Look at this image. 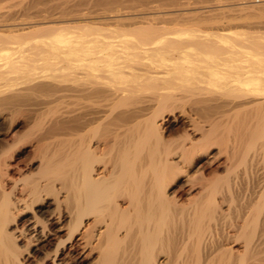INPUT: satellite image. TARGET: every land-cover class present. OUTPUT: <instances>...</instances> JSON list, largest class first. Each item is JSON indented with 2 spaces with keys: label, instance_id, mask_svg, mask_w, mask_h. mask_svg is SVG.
Listing matches in <instances>:
<instances>
[{
  "label": "bare ground",
  "instance_id": "bare-ground-1",
  "mask_svg": "<svg viewBox=\"0 0 264 264\" xmlns=\"http://www.w3.org/2000/svg\"><path fill=\"white\" fill-rule=\"evenodd\" d=\"M123 1L0 0V264H264V0Z\"/></svg>",
  "mask_w": 264,
  "mask_h": 264
},
{
  "label": "rangeland",
  "instance_id": "rangeland-1",
  "mask_svg": "<svg viewBox=\"0 0 264 264\" xmlns=\"http://www.w3.org/2000/svg\"><path fill=\"white\" fill-rule=\"evenodd\" d=\"M45 1H46L45 4L48 5V6H50V7H51V5H52L51 2H53V5H54V1H55L57 4H58V2H60V0H45ZM47 1H48V2L51 1V2H49V4H48ZM76 1H77V0H76ZM76 1H75V0H68V1H67V0H61L60 3H63V2H64V3H65V6L68 5V3H69V5H68L69 7H70V5L72 4V5H71V6H72L71 8H74V10H75L76 8H77L76 10H78V7H79V8L81 7V9H79L80 11H78V12L76 11L77 14H81V13H83V11H84V12H87V11L92 12V9H93L94 14L96 13V15L98 14L97 12L103 13L102 11H103V10L106 11V9L108 10L107 12L113 11V10H112L113 7H112V8L109 7V9H108L107 7H108L109 4H110V6H113L111 2H113L114 0H113V1L110 0L111 2H110L109 0L104 1V2H102V0H101V1L96 0V1L99 2V3L94 2L95 0H94V1H93V0H90L92 3L89 2V0H83V1H85V2L82 1V3H81V0H80V2L77 1V2L79 3V5H75ZM108 1H109V3H108ZM120 1H121V0H120ZM120 1H118V2H120ZM122 1H123V0H122ZM122 1H121V2H122ZM124 1H125V0H124ZM124 1H123V2H124ZM126 1H127V0H126ZM131 1H132V0H130V2H131ZM133 1L138 2V0H137V1H136V0H133ZM133 1H132L131 3H134ZM139 1H143V2H145V1H148V0H145V1H144V0H139ZM152 1H153V0H152ZM157 1L159 2V0H157ZM191 1H194V2H197V3H200L201 1H202V2H205V3H211V2H213L214 0H212V1H211V0H206V1H205V0H201L200 2H199V0H191ZM226 1H227V0H226ZM230 1H231V0H230ZM232 1H233V0H232ZM66 2H68V3L66 4ZM70 2H72V3H70ZM74 2H75V3H74ZM93 2H94V4H93ZM105 2H107L108 5L104 7V5H106ZM114 2H117V1H114ZM114 2H113V3H114ZM118 2H117L116 4H114V5L116 6V5L118 4L117 7H121V6H123V5H121V2H120V3H118ZM127 2H129V0H128ZM155 2H156V1H155ZM169 2H170V0H169ZM169 2H166V5H167V6H169V4H167V3H169ZM202 2H201V3H202ZM80 3H81V5H80ZM100 3H101V4L103 3V5H101ZM125 3H126V2H125ZM139 3H140V2H139ZM160 3H162V0L160 1ZM50 4H51V5H50ZM73 4H74V6H73ZM76 4H77V3H76ZM123 4H124V3H123ZM128 4H129V3H128ZM128 4H125V5H128ZM164 4H165V2H164ZM164 4H162V5H164ZM173 4L176 5V3H173ZM53 5H52V6H53ZM60 5H61V4H60ZM62 5H64V4H62ZM62 5H61V6H62ZM166 5H164V6H166ZM171 5H172V4H171ZM68 6H67V7H68ZM139 6L141 7V6H143V4H142V5L139 4ZM94 7H97V8H95V9H97V11L94 10ZM100 7H101V9H100ZM102 7H104V9H102ZM117 7H116V8H117ZM89 8H90L91 10H90ZM245 8H249L250 10H251V9H254V8H252V7H244V8H242V10L244 9V12H245V13H248V10H249V9L246 10ZM87 9H88V10H87ZM54 10H55L54 12H57V11H58V8H56V9H54ZM81 10H82V11H81ZM239 10H240V9H239ZM239 10L236 11L235 8H234V11H236V13H235L234 11H232V10H229V12L232 11L234 14H239V13H238ZM250 10H249V13L251 12ZM253 11H254V12H257V11L260 12L261 10L257 7V8H255ZM253 11H252V12H253ZM262 11H263V10H262ZM74 12H75V11H73V13H74ZM76 12H75V13H76ZM93 12H92V13H93ZM75 13H74V14H75ZM100 13H99V14H100ZM195 13H196V12H195ZM242 13H243V11H242ZM263 13H264V12H263ZM240 14H241V12H240ZM66 15H67V14H65V16H66ZM186 15H189V14H185V16H186ZM67 16H69V15H67ZM243 16H244V14H243ZM243 16L237 17V18H238L237 21H236V18H234V19L232 20V21H233V24H234V22L236 23V22H238V21H241L242 19H244V21H245V19L247 20V19L250 18V19H251V22H250V20H249V21L247 20L248 22L246 21L245 23H244V21H242V23L239 22V24H241V26H243L242 28H247V26H248L247 29L253 30V31H255V32H257V30L259 29V30H258V33H263V34H264V30H263V28H264V22H261L262 20L264 21V19H263V18H264V15H263V17H262V15H261L262 18L259 17L260 15H254V19L256 18L255 20L252 19V18H253V15H251L252 17H248V18H246L247 15L244 16V17H243ZM241 17H242V19H240ZM258 17H259L260 19H259ZM182 18L184 19V17H182ZM182 18H181V19H182ZM179 19H180V17H179ZM179 19L171 20V19H163V18L160 17L159 19H158V18L155 19V22H156V20H157V22H158L157 24H158V25H159V24H160V25H161V24H162V25H165V23H166L167 26H169V25H170V26H174L173 23H175V24H176V23H185V21H183V20H179ZM93 20H94V21L97 20V21H99L98 23H102L101 20H99V19H96V20L93 19ZM93 20H92V21H93ZM160 20H161V21H160ZM216 20H217V19H216ZM216 20H215V21H216ZM234 20H235V21H234ZM137 21H138V20H136V19L133 18V19H129V20L126 21V22H127V23H134V22H137ZM181 21H183V22H181ZM189 21H190V20H189ZM220 21H221V23H223V20H222V19H218V22H216V23H215L214 21H213V22H212V21H208V22H201V24L204 25V26H213V25H218V24L220 23ZM254 21H257V24H256V22H254ZM162 22H163V23H162ZM186 22H188V21L186 20ZM224 22H225V21H224ZM226 22H228V21H226ZM230 22H231V21H230ZM230 22H229V23H230ZM249 22H250V23H249ZM258 22H259V23H258ZM71 23L75 24V23H78V22H75V23H74V22H71ZM79 23H80V22H79ZM81 23H83V21H82ZM103 23H106V22H103ZM190 23H191V22H190ZM214 23H215V24H214ZM217 23H218V24H217ZM221 23H220V24H221ZM231 23H232V22H231ZM247 23H248V24H247ZM251 23H252V24H251ZM253 23L256 24L257 26L254 25ZM261 23H262V24H261ZM239 24H238V25H239ZM249 25H251V26H249ZM261 25H263V27H262ZM255 26H256V29L258 28L257 30L255 29ZM250 27H252L253 29L250 28ZM259 27H260V28H259ZM260 30H261V31H260ZM259 31H260V32H259ZM185 100H186V99H185ZM186 102H188V104L185 103V104L187 105V106H185V107L188 108V107H189V101L186 100ZM183 103H184V102H183ZM185 104H182V105H185ZM183 127H184V123L182 122V120H180V121L178 122V130L173 129V130L169 131V133L171 132L169 135H171L172 137H177L178 134L183 130ZM172 131H173V132H172ZM178 131H179V132H178ZM172 133H173V134H172ZM171 136H170V137H171ZM223 153H224L223 155H225V154H226V151H223ZM238 166H239V168H238V167H237V168H238L239 170L241 169L242 166H243V168H244V165H243V164H240V165H238ZM206 171L209 172V171H210V168L207 167ZM242 182H243V180H242ZM244 182H245V180H244ZM236 247H239V246L236 245ZM250 264H251V263H250Z\"/></svg>",
  "mask_w": 264,
  "mask_h": 264
}]
</instances>
